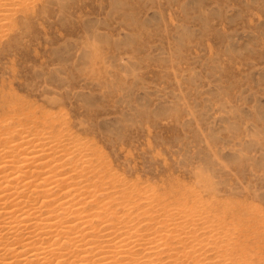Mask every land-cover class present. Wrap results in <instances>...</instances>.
Wrapping results in <instances>:
<instances>
[{"label": "rangeland", "instance_id": "374dc122", "mask_svg": "<svg viewBox=\"0 0 264 264\" xmlns=\"http://www.w3.org/2000/svg\"><path fill=\"white\" fill-rule=\"evenodd\" d=\"M13 2L0 18V124L60 115L136 203L152 192L182 218L210 208L239 228L226 256L197 219L172 226V244L264 264V0Z\"/></svg>", "mask_w": 264, "mask_h": 264}, {"label": "bare ground", "instance_id": "6f19581e", "mask_svg": "<svg viewBox=\"0 0 264 264\" xmlns=\"http://www.w3.org/2000/svg\"><path fill=\"white\" fill-rule=\"evenodd\" d=\"M11 2L0 0V18L10 17ZM52 114L28 115L24 125L0 124V264H218L188 235L175 237L181 244L188 240V249L170 242L172 226L200 223L202 234L221 237L214 240L222 242L215 256L235 249L230 232L239 228L224 229L226 219L208 213L209 207L202 212L195 207L190 221L182 218L180 205L172 211L153 204L152 192L136 203V186L128 188L126 180L108 172L109 166L100 165L101 154L63 133L60 115ZM104 175L113 191L97 187V177Z\"/></svg>", "mask_w": 264, "mask_h": 264}]
</instances>
